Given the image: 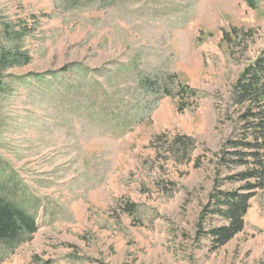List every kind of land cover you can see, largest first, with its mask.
<instances>
[{"label":"rangeland","instance_id":"1","mask_svg":"<svg viewBox=\"0 0 264 264\" xmlns=\"http://www.w3.org/2000/svg\"><path fill=\"white\" fill-rule=\"evenodd\" d=\"M251 1L0 0V49L32 58L0 74V194L39 226L0 264H264V190L227 245L198 239L209 196L240 187L222 161L264 50Z\"/></svg>","mask_w":264,"mask_h":264},{"label":"trees","instance_id":"2","mask_svg":"<svg viewBox=\"0 0 264 264\" xmlns=\"http://www.w3.org/2000/svg\"><path fill=\"white\" fill-rule=\"evenodd\" d=\"M244 1L253 7L254 2ZM5 34L10 35L7 27L0 25V40ZM228 38L224 36V41ZM31 61L27 54L0 49V74L2 68L23 67ZM231 101L238 118L233 120L235 135L224 145L230 152H227L228 160L224 158L222 165H232V169L241 167L238 173L225 179L230 184L239 183L240 187L214 191L202 209L198 239H207L211 251L224 247L245 230L251 199L264 190V50L242 71L233 87ZM192 147L189 138H175L166 144L165 149L179 161L182 156L189 158ZM119 206L128 216L134 217L137 205L123 202ZM203 220L208 223L207 228H201ZM218 221L222 224H217ZM37 231L35 216L0 194V245L4 251L14 254ZM37 259L34 257L33 261Z\"/></svg>","mask_w":264,"mask_h":264},{"label":"crops","instance_id":"3","mask_svg":"<svg viewBox=\"0 0 264 264\" xmlns=\"http://www.w3.org/2000/svg\"><path fill=\"white\" fill-rule=\"evenodd\" d=\"M256 196H257V195H256ZM259 205H260V206H258V208H260V207H262V205H264V204L261 205V200H260V202H259ZM258 208H256V209H258ZM249 210H251V208H250ZM260 212H263V211H260ZM248 213H249V211H248ZM246 218H247V217H246ZM246 221H247V220H246ZM245 227H246V223H245Z\"/></svg>","mask_w":264,"mask_h":264}]
</instances>
